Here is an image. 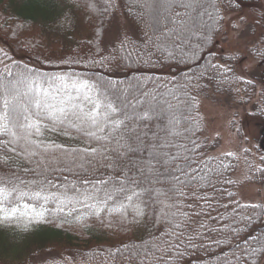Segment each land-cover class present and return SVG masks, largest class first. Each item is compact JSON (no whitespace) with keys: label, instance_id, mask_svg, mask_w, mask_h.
Masks as SVG:
<instances>
[{"label":"snow or ice","instance_id":"snow-or-ice-1","mask_svg":"<svg viewBox=\"0 0 264 264\" xmlns=\"http://www.w3.org/2000/svg\"><path fill=\"white\" fill-rule=\"evenodd\" d=\"M31 2L51 15L50 32L64 36L83 33V47L94 48L98 55L107 53L100 59L93 56L91 63L107 62L119 67L128 61L151 64L161 58L183 59L190 51L194 54V37L211 42L213 33L231 31L236 38L228 60L234 64L222 69L223 73H232L230 82L254 88L248 76L255 70L241 69L238 73L236 69L246 60L252 61L256 69L264 65V30L253 31L256 24L264 27V13L259 20L253 18L250 22L239 10L240 0ZM226 12L236 15L226 19ZM31 19L35 25L36 18ZM0 55L7 57L3 49ZM35 75L24 66L18 73L0 77V225H15L26 235L30 225L44 221L45 212L19 201L25 197L45 203L49 199L59 201L55 194L45 196L43 192L46 185L52 184V174L68 173L77 180L65 178L66 190L78 192L87 186L95 193L87 197L97 201L93 215L106 210L120 227L129 230H147L151 225L149 239L122 243L114 253L109 252L110 258L126 264H170L174 254L181 256V237L189 224L188 214L182 211L184 205L178 203L188 195L184 189L211 187L213 177L232 166L223 163V158L238 159L232 151L208 160L198 155L203 146L191 139L193 128L189 127L188 113L197 107L191 91L199 84L185 80L175 87L149 88L151 81L134 80L121 87L119 82L103 78L92 81L89 77L57 89L62 94L52 103L55 98L50 99V93ZM260 95L264 97V89ZM240 102L248 101L241 98ZM256 108L264 115V108ZM45 132L83 147H65L54 139L46 141ZM255 170L264 176V168ZM22 186L38 190L25 192ZM243 207L264 209V204ZM260 218L264 219V211ZM244 220L251 218L241 217ZM112 223L110 220L108 226ZM231 230L239 235L248 232V225ZM24 235L15 243H22ZM236 247L240 249L237 264L240 260L261 264L264 233L253 236L248 232ZM29 258L26 264H46L47 260L37 249H29Z\"/></svg>","mask_w":264,"mask_h":264},{"label":"trees","instance_id":"trees-1","mask_svg":"<svg viewBox=\"0 0 264 264\" xmlns=\"http://www.w3.org/2000/svg\"><path fill=\"white\" fill-rule=\"evenodd\" d=\"M32 17L36 18L35 25ZM50 27L51 15L41 12L31 0H0V49L7 53L6 58L0 55V77L6 73H18L27 66L36 74L34 78L50 93V99L55 98L51 99L52 103H56L62 94L57 89L89 77L92 81L103 78L113 83L119 82L121 87H127L134 80L151 81L149 88L159 85L175 87L185 80H191L199 84V88L191 91L192 96L196 97L197 107H193L188 113L191 121L189 127L193 128L190 135L192 140L203 146L198 155L204 160L221 157V154H217L219 140H210L205 133L199 110L203 99L215 102L222 97L244 106L249 116L262 122L264 129V115L256 108L257 105L264 108V97L260 95L264 89L261 78L264 65L257 70L259 74L255 77L257 81H253L254 88L230 82L232 73H223L222 69L232 66L234 62L228 60L229 55L218 52L222 33H213L214 40L211 42H200L198 37H194V54L190 51L183 59L161 58L151 64L128 61L115 67L107 62L103 65L91 63L93 56L100 59L101 55L106 56L107 53L98 55L94 48L90 50L83 47V33L56 35L49 31ZM221 80L225 82L221 84ZM241 98L248 102L241 103ZM44 138L46 141L54 139L57 143H64L65 147H83L76 141L58 137L51 132H45ZM255 144L254 156L258 164L251 160L252 153L247 151L244 154L251 178L248 182L264 185V176L255 170L257 167L264 168V162L261 161L264 156V133ZM239 162V158L224 157L223 163L232 166L214 176L211 187L184 189L188 195L178 203L184 205L182 211L188 214L189 224L181 237L182 255L176 257L174 254L170 258V264H237L236 257L240 256L237 241H242L248 232L253 236L264 233V219L260 218L264 209L243 207L248 203H243L240 199L241 184L235 177ZM65 178L67 181L77 180L68 173H54L50 177L52 184L46 185L43 192L45 196L55 194L59 201L49 199L47 203L43 200L37 202L28 197L19 201L21 205L30 204L36 211L45 212L44 221L30 225L26 235L20 233L15 225H0V264H26L30 259L29 249L42 251L47 256L46 264H126L110 258L109 252L114 253L122 243H139L141 237L149 239L151 225L147 226V230H129L127 227H120L116 218L106 210L99 216L93 215L97 201L87 198L95 196L93 190L87 186L79 188L78 192L66 190L68 185L65 184ZM22 190L34 192L38 189L22 186ZM198 196H205L207 199L194 198ZM110 206L111 201L108 202V207ZM59 208H63V211H58ZM241 217H250L251 220L241 221ZM110 220L113 222L111 227L108 226ZM245 225H248V232L236 235L231 230L244 228ZM21 235H24L23 242L16 244ZM239 264H247V261L240 260ZM261 264H264V260H261Z\"/></svg>","mask_w":264,"mask_h":264},{"label":"rangeland","instance_id":"rangeland-1","mask_svg":"<svg viewBox=\"0 0 264 264\" xmlns=\"http://www.w3.org/2000/svg\"><path fill=\"white\" fill-rule=\"evenodd\" d=\"M241 10L251 22L253 18L259 20L260 14L264 13V0H240ZM236 13H227L225 18L235 16ZM264 30L259 24L253 26L254 32ZM236 33L228 31L227 34L222 33L219 38L220 54L229 55V49L235 42ZM241 69H248L253 72L248 78L257 81L255 77L257 73L255 64L246 60L237 68L238 73ZM220 98V99H219ZM217 101L211 99H203L201 101L200 111L203 117L205 133L210 140H219V149L217 154H223L228 151L236 153L240 160V166L236 172V179L240 182L239 189L240 199L243 203H264V185H256L248 182L250 174L248 173V165L246 164L244 149L253 154L251 160L258 164L254 156L255 143L263 134V125L258 118L249 116L244 106L234 104L230 100L219 97ZM256 165V164H255Z\"/></svg>","mask_w":264,"mask_h":264},{"label":"water","instance_id":"water-1","mask_svg":"<svg viewBox=\"0 0 264 264\" xmlns=\"http://www.w3.org/2000/svg\"><path fill=\"white\" fill-rule=\"evenodd\" d=\"M263 74H264V72H263ZM262 80H263V83H264V78Z\"/></svg>","mask_w":264,"mask_h":264}]
</instances>
